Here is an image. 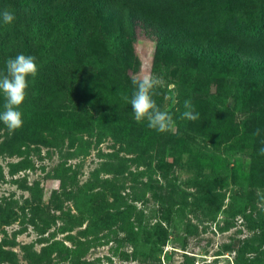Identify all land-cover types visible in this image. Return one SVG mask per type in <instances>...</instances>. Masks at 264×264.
Segmentation results:
<instances>
[{
	"label": "rangeland",
	"instance_id": "rangeland-1",
	"mask_svg": "<svg viewBox=\"0 0 264 264\" xmlns=\"http://www.w3.org/2000/svg\"><path fill=\"white\" fill-rule=\"evenodd\" d=\"M110 5L111 29L131 12L132 43L110 50L103 28L88 32L84 54L61 61L84 65L73 71L76 88L34 51L23 125L12 132L0 121V264H264V0ZM210 5L239 12L242 33L261 32L239 41L222 24L209 48L227 53L228 70L176 50L205 40L187 24L211 33L201 22ZM108 74L134 88L133 77L161 76L153 99L173 115L172 130L128 119L133 93L101 84ZM62 88L66 103L52 108ZM187 99L200 119L180 118Z\"/></svg>",
	"mask_w": 264,
	"mask_h": 264
},
{
	"label": "trees",
	"instance_id": "trees-1",
	"mask_svg": "<svg viewBox=\"0 0 264 264\" xmlns=\"http://www.w3.org/2000/svg\"><path fill=\"white\" fill-rule=\"evenodd\" d=\"M62 2H66V0H0V12L4 10L12 12L17 19L14 25H18V27L10 28L11 24H5L2 17H0V69L4 68V64L9 58H15L18 54L32 56L34 51H38L54 61L52 65L50 64L48 70L59 64L62 66V73L67 77V86L76 88L77 83L73 80V71L81 70L84 65L80 61V64L78 63L74 68H70L68 65L62 64L61 61L63 55L71 50H79L78 56L84 54L83 50L87 49V45L82 42V38L85 39V35L87 36L88 32L99 35L103 28L111 43L108 46L110 50L117 49L118 42L124 47L132 43L134 36L132 28L134 26L132 25L131 12L120 18L117 26L112 29L105 24L107 20L103 18V15L107 13L108 6L112 0H69L68 6L60 10L59 7L62 8ZM209 8L206 18L202 19L201 22L209 24L211 33L197 29L194 24H191V26L187 24V26L192 28L193 32L204 35L202 38H205L204 42L200 46H193V44H187V46L179 45L176 50L182 53L192 52V54L198 56L203 54L206 56L207 54L211 55L220 71L228 70L232 66L228 63L229 56L227 53L223 51L213 53L209 48L222 24H225L226 27L232 25V30L236 34L234 39L239 41L249 37L257 38L261 32L257 28L254 32L249 33L250 31L245 28L246 32L242 33L244 31L241 27V19L238 18L239 12L234 13L229 7L220 5V7L211 8L210 5ZM223 15L225 19H223ZM183 18L187 21L188 18L191 19L187 15L183 16ZM245 21L247 25L249 21ZM206 33L209 34L205 37ZM238 35H242V37L237 38ZM158 36L160 39L157 41L158 46L163 48L160 45L162 35L158 33ZM10 44L15 46L14 50L9 48ZM213 47L217 48L216 46ZM250 79L255 83L257 76L252 75ZM99 81L101 84L108 83L131 93L135 89L117 74L103 75ZM79 84L81 85L80 82ZM65 89H61L59 93L62 96L52 103V108H61L64 105L63 103H66ZM114 104V102L109 104L105 112H112ZM133 118L134 113L132 112L128 119ZM213 149L217 150V147L213 146Z\"/></svg>",
	"mask_w": 264,
	"mask_h": 264
},
{
	"label": "clouds",
	"instance_id": "clouds-1",
	"mask_svg": "<svg viewBox=\"0 0 264 264\" xmlns=\"http://www.w3.org/2000/svg\"><path fill=\"white\" fill-rule=\"evenodd\" d=\"M0 17L5 24H11L16 19L15 15L7 10L0 12ZM38 72L36 57L18 54L15 58H9L6 62V73L0 74V93L4 96L3 110L0 111V121L6 125L9 131L14 132L23 125V113L19 110L24 103L29 87L28 78L35 77ZM135 89L132 97L126 96L129 100L134 119L142 122L148 121V127L164 133L172 130L174 125L173 115L167 110H161L153 99L155 89L162 85L163 78L155 75H143L133 77ZM169 91L173 87L169 86ZM185 111L181 114V119L196 121L200 119V113L195 112L194 105L190 99L184 101ZM256 135L260 130H256ZM260 154L264 155V148L260 149Z\"/></svg>",
	"mask_w": 264,
	"mask_h": 264
}]
</instances>
